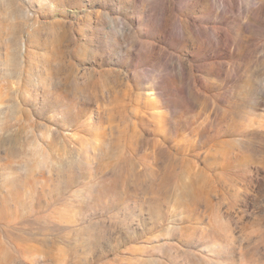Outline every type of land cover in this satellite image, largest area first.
I'll list each match as a JSON object with an SVG mask.
<instances>
[{"label": "rangeland", "instance_id": "1", "mask_svg": "<svg viewBox=\"0 0 264 264\" xmlns=\"http://www.w3.org/2000/svg\"><path fill=\"white\" fill-rule=\"evenodd\" d=\"M0 264H264V0H0Z\"/></svg>", "mask_w": 264, "mask_h": 264}]
</instances>
